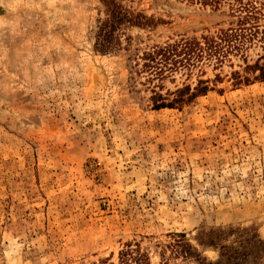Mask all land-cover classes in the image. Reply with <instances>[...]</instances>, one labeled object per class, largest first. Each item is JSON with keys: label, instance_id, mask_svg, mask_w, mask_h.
I'll list each match as a JSON object with an SVG mask.
<instances>
[{"label": "rangeland", "instance_id": "rangeland-1", "mask_svg": "<svg viewBox=\"0 0 264 264\" xmlns=\"http://www.w3.org/2000/svg\"><path fill=\"white\" fill-rule=\"evenodd\" d=\"M230 21L188 0H0V264L213 263L211 231L264 240L262 44L143 66Z\"/></svg>", "mask_w": 264, "mask_h": 264}, {"label": "trees", "instance_id": "trees-1", "mask_svg": "<svg viewBox=\"0 0 264 264\" xmlns=\"http://www.w3.org/2000/svg\"><path fill=\"white\" fill-rule=\"evenodd\" d=\"M188 1L215 9L227 5L231 16L229 26L220 29L216 35L203 36L201 39L181 38L144 53L142 56L145 61L143 66L151 73L152 77L161 80L167 71H173L180 67L191 69L206 59L222 63L229 54L241 53L244 55L252 45L257 43H261L264 47V0ZM118 14L119 16L114 15V19L108 20L101 29L104 38L107 39L110 30H113L122 21L120 13ZM261 58L263 59L262 64L258 60L254 65L248 67L258 70V77L264 78V55ZM201 83L200 81L195 88L196 93L205 91L206 86H201ZM188 91H190L189 86L178 89L175 98L170 102H166L162 95L156 93L154 96L157 101L156 107H172L184 103L196 94L195 92L189 94ZM188 94L189 96L185 97ZM228 237H233V241L225 243L228 241ZM200 244L218 248L220 256L213 263L199 259L198 264H261L260 260L264 254V240L258 238L255 233H249L246 229L211 231L208 233L207 240H200ZM186 249L190 254H193L190 248ZM138 261L141 262L140 259Z\"/></svg>", "mask_w": 264, "mask_h": 264}]
</instances>
